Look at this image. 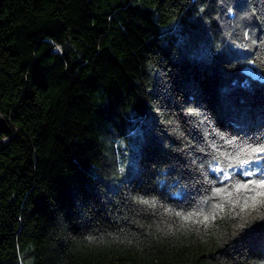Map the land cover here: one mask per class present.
Returning <instances> with one entry per match:
<instances>
[{"label":"trees","instance_id":"obj_1","mask_svg":"<svg viewBox=\"0 0 264 264\" xmlns=\"http://www.w3.org/2000/svg\"><path fill=\"white\" fill-rule=\"evenodd\" d=\"M0 19V264H264V206L213 195L250 179L213 170L225 140L264 144V0H3Z\"/></svg>","mask_w":264,"mask_h":264},{"label":"snow or ice","instance_id":"obj_2","mask_svg":"<svg viewBox=\"0 0 264 264\" xmlns=\"http://www.w3.org/2000/svg\"><path fill=\"white\" fill-rule=\"evenodd\" d=\"M247 36V33L245 34ZM223 138V137H222ZM228 145L235 144L234 151L231 152H220L219 156H214L213 159L217 161L214 171L222 173V180H229L233 177L234 173L230 172L229 169H239V175L249 177L244 182L235 180L232 183L231 189L229 190L228 185L224 188H215L213 195H223L233 207H238L241 213L249 212L250 210H257L259 207L264 206V144L253 145L251 143H236L233 140H225ZM220 158L226 161V167L220 166ZM205 199H209L206 197ZM148 203V201H143ZM224 204H215L207 214L203 213V209L199 212L188 213L183 215L182 213H176L177 216L183 215L184 220H191L193 215L201 216L202 219L199 222L203 224L210 223L211 220L217 219L218 210H223Z\"/></svg>","mask_w":264,"mask_h":264},{"label":"water","instance_id":"obj_3","mask_svg":"<svg viewBox=\"0 0 264 264\" xmlns=\"http://www.w3.org/2000/svg\"><path fill=\"white\" fill-rule=\"evenodd\" d=\"M2 1L3 0H0V13H1ZM0 22H1V19H0ZM9 130H10V128H9V122L7 121L6 118H4L0 114V135L9 132Z\"/></svg>","mask_w":264,"mask_h":264}]
</instances>
